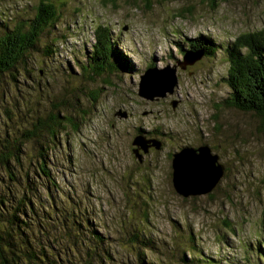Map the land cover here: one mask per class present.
<instances>
[{
    "label": "rangeland",
    "instance_id": "374dc122",
    "mask_svg": "<svg viewBox=\"0 0 264 264\" xmlns=\"http://www.w3.org/2000/svg\"><path fill=\"white\" fill-rule=\"evenodd\" d=\"M40 1H0V32L33 18ZM141 1L55 0L58 21L27 60L30 77L0 83V130L28 132L52 103L78 125L64 124L49 150L56 188L41 177L37 196L45 208L38 219L47 230L65 233L55 218L71 211L76 233L66 228L71 239L61 237L54 246L71 259L89 251L84 242L76 245L95 228L107 243L100 252L112 255L102 264H139L136 235L152 241L143 252L155 264H185L183 258L189 264H264L262 119L223 106L231 94L227 48L239 35L264 29V0H230L216 8L202 0H153L149 11ZM100 26L110 30L111 62L122 58L125 68L90 79L82 64ZM200 37L215 44V55L183 70L178 61L185 62L192 40L204 45ZM166 67L176 68L175 93L142 97L141 76ZM138 135L160 140L161 150L148 146L139 159L133 150ZM207 145L224 176L212 193L184 198L173 187L172 155ZM0 175L7 178L3 170Z\"/></svg>",
    "mask_w": 264,
    "mask_h": 264
},
{
    "label": "trees",
    "instance_id": "16d2710c",
    "mask_svg": "<svg viewBox=\"0 0 264 264\" xmlns=\"http://www.w3.org/2000/svg\"><path fill=\"white\" fill-rule=\"evenodd\" d=\"M54 1L41 0L33 18L22 20L12 27L4 25L1 29L0 83L14 84L20 75L25 76L26 73L30 77L31 71H27L26 62L41 50L44 34L58 21L59 14ZM202 1L209 3L211 8H216L230 0ZM141 2L146 10L154 6L153 0ZM179 15L185 13L181 11ZM95 34L96 43L82 64L83 73L90 79L107 72L119 73L118 66L125 68V64L121 63V57L115 64L111 62L114 56H111L113 43L109 37L110 30L106 26H100ZM198 40L203 41L204 45L197 48L192 40V51H202L205 57H213L216 53L215 44L203 37ZM44 49L52 53L48 45H44ZM227 55L230 66L225 81L231 94L223 102V106L259 116L262 119L261 128L264 130V29L239 35L229 44ZM66 110L60 108V103H52L51 110L40 117L28 132H25L26 129H13L11 132L10 129H2L4 132L0 130V170L5 171L7 176L4 178L0 175V264H102L112 260L110 252H100V245L107 243L95 228L89 232L85 230V237L76 245L80 246L84 242L91 246L89 251L78 255L77 259H71L69 251L63 253L54 249L60 241L59 238L70 240L71 232H75L73 225L78 222L71 211L64 209L62 215L58 213L59 217L55 218L61 220L65 233L47 230L42 220L38 219V215L45 208L37 196L39 189H42L38 188L41 177H46L50 185L56 188L49 169V150L60 132L65 130L64 124L67 123L73 129L78 127L76 119L65 114ZM6 113H9L6 115L11 121L10 112ZM30 145L31 149L28 148ZM26 158V166L30 171L22 163ZM17 168H20V176L17 175ZM24 170L27 171L22 173ZM47 189L50 206H54V195ZM40 227L39 232L36 228ZM66 228L71 232L66 231ZM52 234L55 235L54 239ZM136 236L137 243L140 244L134 255L137 263L155 264L149 262L144 253L152 241ZM59 252L64 255V259H61ZM183 262L189 264L186 258H183Z\"/></svg>",
    "mask_w": 264,
    "mask_h": 264
},
{
    "label": "water",
    "instance_id": "95a60500",
    "mask_svg": "<svg viewBox=\"0 0 264 264\" xmlns=\"http://www.w3.org/2000/svg\"><path fill=\"white\" fill-rule=\"evenodd\" d=\"M202 51H188L185 62L178 61L183 70L202 59ZM179 78L176 68H150L140 78L139 94L147 99L173 95L178 86ZM174 102V108L177 106ZM134 153L141 159L139 150L147 151L148 146L161 150L162 142L158 139H147L138 135L134 139ZM172 182L175 191L184 198L211 193L224 176L225 168L219 161V156L207 146L198 148H183L172 155Z\"/></svg>",
    "mask_w": 264,
    "mask_h": 264
},
{
    "label": "bare ground",
    "instance_id": "6f19581e",
    "mask_svg": "<svg viewBox=\"0 0 264 264\" xmlns=\"http://www.w3.org/2000/svg\"><path fill=\"white\" fill-rule=\"evenodd\" d=\"M168 96V95H167ZM163 144V143H162Z\"/></svg>",
    "mask_w": 264,
    "mask_h": 264
}]
</instances>
